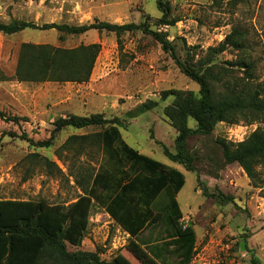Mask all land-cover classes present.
<instances>
[{
	"label": "rangeland",
	"instance_id": "obj_1",
	"mask_svg": "<svg viewBox=\"0 0 264 264\" xmlns=\"http://www.w3.org/2000/svg\"><path fill=\"white\" fill-rule=\"evenodd\" d=\"M168 1L171 19H179L174 26L155 25L162 16L157 0H0V18H12L15 14L20 21L37 26L82 25L95 19L123 25L138 24L149 16L150 28L167 36L182 61L190 48H196L198 53L206 51L223 41L233 28H239L247 35L256 63L254 84L264 87V0ZM92 41L100 44L101 50L87 83L34 84L12 80L19 47L24 42L74 48ZM120 41L119 45L113 34L96 31L80 37L66 36L62 42L54 30L0 35V105L21 119L19 124L0 120V199L66 205L82 194L75 181L86 180L94 173L92 167L96 170L101 158L98 151L92 149L73 157V151L63 150V159H59L56 151L75 134L72 128L60 132L50 149H36L27 142L47 140L55 119L69 114L119 117L123 120L122 139L129 146L164 165L182 169L163 151L164 146L175 151L177 132L163 113L172 100L163 102L160 95L169 89L198 93L199 88L150 36L135 32L123 35ZM233 59L232 54L224 53L216 61L224 64ZM147 101H156L159 106L134 119L125 118L127 112ZM188 125L196 126L192 119ZM225 125H217L209 136H192L187 140V148L195 156L196 171L182 169L186 183L177 201L183 214L181 222L191 225L195 233L189 264H264V167L257 169L254 187L237 164L222 163L218 139L233 143L227 139ZM238 125L242 128L237 129L238 139L245 140L259 124ZM34 153L39 157L33 158ZM44 158L55 166L48 168ZM93 213L101 214L100 208L95 207ZM104 219L93 220L85 240L93 248H102L101 258L110 260L129 238L116 233L112 226H102ZM159 230L153 227L142 237L148 238ZM114 242L117 250L107 252ZM169 263L177 264L178 260L172 257Z\"/></svg>",
	"mask_w": 264,
	"mask_h": 264
},
{
	"label": "trees",
	"instance_id": "obj_2",
	"mask_svg": "<svg viewBox=\"0 0 264 264\" xmlns=\"http://www.w3.org/2000/svg\"><path fill=\"white\" fill-rule=\"evenodd\" d=\"M218 3L220 0H210ZM162 16L156 26H174L179 19L172 18L168 0H157ZM149 16L138 24L123 25L93 20L82 25L34 23L12 19L0 22L3 36H14L26 30H54L59 41L66 36L80 37L90 31L110 33L121 44L125 34L142 32L157 42L171 55L175 64L190 81L198 86V93L169 89L161 92V101L172 102L163 110L169 124L177 132L175 151L163 147L168 159L187 172H195V156L187 148L192 136H209L217 125H238L240 122L259 124L242 142L228 143L218 139L217 145L224 165L237 164L254 187H257V169L264 167V87L256 81V63L252 59L246 33L233 28L217 46L201 53L192 47L182 61L165 34L150 28ZM101 46L98 43L80 44L74 48L48 44L22 43L12 80L18 83L41 84L89 82ZM230 53L234 59L224 64L217 57ZM159 106L147 101L125 118L134 119ZM195 121V128L188 125ZM0 120L19 124L21 119L0 105ZM123 120L107 118L103 114L65 115L55 119L47 140L28 145L36 149H50L58 134L72 128L83 135H71L57 149L75 155L95 149L101 155L98 167H92L86 180H76L82 195L67 207L50 205L44 200L0 199V264H189L195 245L191 225H184L177 195L185 186L182 169L170 167L141 154L129 146L120 132ZM92 154V153H90ZM39 157L37 153L31 155ZM48 168L55 166L43 159ZM197 181H199L197 177ZM219 197L225 199L219 193ZM217 199L220 201V198ZM232 202L231 198H226ZM226 202V201H225ZM104 209L114 222L129 235L128 242L110 260L102 259V248L91 249L84 244L92 209ZM160 228L150 237H142L151 228ZM246 243V242H245ZM250 252V251H248ZM256 263L254 256H251Z\"/></svg>",
	"mask_w": 264,
	"mask_h": 264
},
{
	"label": "crops",
	"instance_id": "obj_3",
	"mask_svg": "<svg viewBox=\"0 0 264 264\" xmlns=\"http://www.w3.org/2000/svg\"><path fill=\"white\" fill-rule=\"evenodd\" d=\"M1 9H2V7L0 6V12H1ZM3 15V14H2ZM12 19H15V20H19V18L15 15V14H13V16H12V18L10 17V16H4V18L2 19V18H0V22L1 23H8L10 20H12ZM26 22H29V21H26ZM49 24V23H48ZM51 24V23H50ZM0 35H1V33H0ZM25 43V42H24ZM92 43H97L96 41L94 42V41H92V42H89V43H85V44H92ZM64 131V130H63ZM62 131V132H63ZM68 131V130H67ZM72 132H74L75 134H73V135H83V134H86V132H83V131H72ZM71 136V135H70ZM180 169V168H179ZM82 195V194H81ZM11 199V198H10ZM4 200H9V199H4ZM76 201V199L75 200H73V201H71L69 204H66L65 206L67 207L68 205H70L71 203H73V202H75ZM51 205V204H50ZM52 205H54V204H52ZM62 205H64V204H62ZM95 207H97V206H95ZM94 207V208H95ZM93 208V209H94ZM93 209H92V211H91V216H90V219H89V226H88V229H87V231H86V234H85V239H86V235H87V232L91 229V227L93 226V224H92V218H93V216H94V214L95 213H93ZM100 212H101V214L102 213H106V214H108L104 209H100ZM108 216H109V218L110 219H104L105 221L102 223V226H112V227H114L115 228V230H116V233H118V234H122L123 236H125V238H130L129 237V235L126 233V232H124L121 228H120V226H118L115 222H114V220L110 217V215L108 214ZM114 223V224H113ZM84 244L86 245V247H88V248H91V249H95V248H93V247H91V246H89V244L86 242V240H84ZM123 247V246H122ZM104 248H106L105 246H104ZM114 250H117V247H116V244H115V242H114V244L109 248V250L107 251V252H112V251H114ZM115 252V251H114ZM103 255V253L101 254V256ZM172 258V257H171ZM170 259V258H169ZM168 259V260H169Z\"/></svg>",
	"mask_w": 264,
	"mask_h": 264
},
{
	"label": "built area",
	"instance_id": "obj_4",
	"mask_svg": "<svg viewBox=\"0 0 264 264\" xmlns=\"http://www.w3.org/2000/svg\"><path fill=\"white\" fill-rule=\"evenodd\" d=\"M226 127H227V129L228 130H226V134H227V139L229 140V141H232L233 143H235V144H237V143H239V142H242L244 139H238V136H237V129H242V128H240L239 127V125H225ZM243 127V126H242ZM245 128H247V126H245ZM245 136V135H244ZM233 137L235 138V139H233ZM101 217H103V218H107V219H110L109 218V216H108V214H106V213H102V214H95L94 216H93V218H92V222H94L93 220H95V222L97 221V219L98 218H101ZM96 224V223H95ZM114 224V223H113Z\"/></svg>",
	"mask_w": 264,
	"mask_h": 264
}]
</instances>
